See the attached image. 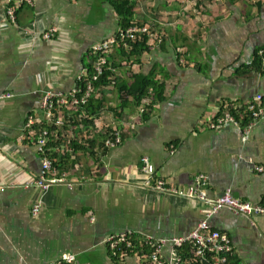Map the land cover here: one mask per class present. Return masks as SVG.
<instances>
[{
	"label": "crops",
	"instance_id": "0c3cea01",
	"mask_svg": "<svg viewBox=\"0 0 264 264\" xmlns=\"http://www.w3.org/2000/svg\"><path fill=\"white\" fill-rule=\"evenodd\" d=\"M128 1L134 25L155 36L137 55L127 57L118 45L107 53L113 75L96 89L103 98L96 125L119 127L122 142L98 153L93 147L96 156L79 148L63 160L71 186L42 190L32 185L41 154L23 137L26 117L39 112L43 92L73 87L91 64L93 46L119 31V16L110 0H31L16 7L11 22L10 0H0V92L13 94L0 102V264H44L65 253L75 255L72 264H146L134 254L112 258L105 238L190 232L207 205L141 186L144 157L168 185H192L203 173L210 198L230 188L239 199L264 203V119L250 121L245 141L241 125L207 127L230 104L264 94V74L252 66L264 52V0ZM50 27L52 37L43 38ZM133 73H153L164 85L146 117L133 101L118 115L110 109L119 102L117 84ZM85 133L62 129L61 142L82 145ZM208 221L232 240L228 264H264V215L221 209Z\"/></svg>",
	"mask_w": 264,
	"mask_h": 264
},
{
	"label": "built area",
	"instance_id": "2783aa9c",
	"mask_svg": "<svg viewBox=\"0 0 264 264\" xmlns=\"http://www.w3.org/2000/svg\"><path fill=\"white\" fill-rule=\"evenodd\" d=\"M23 2L31 3V0H14L7 6V15L11 22L15 21V9ZM55 31L54 27L48 28L42 33V37L50 39ZM149 32L147 26L132 25L125 29H120L116 35H113L92 48L93 59L88 68H84L76 77L73 87L66 93L45 91L38 100L39 112L29 114L26 117L23 126V137L31 139L39 153L41 154L40 171L33 184L42 190H47L53 184L66 183V170L59 172L53 166L52 159L45 153V147L49 142H57L55 148L60 152L66 148L68 143L61 142V130L69 129L70 122L76 120L74 113L80 111L79 116H85L83 107L89 99L96 93L97 87L94 85L103 75L104 71L110 69L107 60V53L118 44L119 40L136 39L142 34ZM259 54L263 57L264 52L260 50ZM264 60V57H263ZM13 94L9 91L0 92V102L9 99ZM148 99L142 100V105L147 103ZM142 105L138 109V115L142 116L145 108ZM250 115V121L264 119V94L258 93L245 104H233L220 112L211 121H208L207 127L217 129L226 123L241 125L243 129V141L247 139L250 121L243 124L242 118ZM77 127L73 128V132ZM87 139L95 142V152H101L104 148H111L122 142V131L119 127L105 126L100 130L96 125V117L87 127ZM60 134V135H59ZM148 158L144 157L139 173L143 176L141 186L156 190L163 194H174L191 199L198 200L207 205L203 211L204 217L197 223L196 227L183 236H173L170 238L156 237L152 234H134L131 231H125L117 234L108 235L104 244L109 255L112 258L120 259L126 255L134 254L146 264H228L229 258L234 253V247L231 238L223 231L213 228L208 219L221 209H228L235 214L245 216L264 215V203H252L235 197L230 188H227L222 194L210 198L206 192L208 178L205 174L199 173L194 176L193 184L179 187L168 185L165 180L156 178L149 171ZM263 170L262 167L258 168ZM26 184L25 186H28ZM39 207L32 208V214H37ZM169 247L168 255L163 254V248ZM189 251V257H183V251ZM75 261V255L65 253L61 259L45 262L44 264H72Z\"/></svg>",
	"mask_w": 264,
	"mask_h": 264
},
{
	"label": "trees",
	"instance_id": "16d2710c",
	"mask_svg": "<svg viewBox=\"0 0 264 264\" xmlns=\"http://www.w3.org/2000/svg\"><path fill=\"white\" fill-rule=\"evenodd\" d=\"M112 5L114 6L116 13L119 16V25L120 29H125L129 26L134 25L132 22L133 18V6L130 4L128 0H110ZM155 36L154 34H152ZM149 34H142L136 39L126 38L122 41L119 40L117 47L122 51H126V56L129 55H137L144 51H147L149 48ZM115 45V46H116ZM124 53V52H123ZM264 57V56H263ZM263 57L259 54H255V58L253 60L252 66L255 67L261 74H264V60ZM113 72L110 69L104 71L103 75L99 78V80L94 84L96 87L100 85H107L112 79ZM164 85L161 81L157 80L153 73L144 75L142 73H133L130 75V80L121 82L117 84V97H118V105L114 108H110L114 111L115 114L118 115L117 111H122L123 108L129 106L130 102L133 101L138 109L142 105V100L144 98L148 99V102L143 104L145 111L143 113V117L148 115L152 105L154 102L163 99ZM103 106V98L98 97V93H95L92 98L89 99L88 103L83 107L85 116H79L80 111H76L74 116H76V120L70 122V132L73 131L74 127H80L81 130L84 129L85 137L83 138L84 143L81 145L78 140L71 139L68 144H66V148H64L61 152L56 150L55 148L58 146L59 140L57 142H49L45 147L46 155L52 159L53 166L57 168V170H63V160L65 157L74 158V153L81 147H87L90 152H93L96 156V153L93 151L94 141L87 139L86 135H88L87 127L90 122L93 121V118L99 117L100 112L102 111ZM231 106V104H230ZM229 106V107H230ZM120 115V113H119ZM251 116H244L242 118L243 124L250 121ZM60 135V134H59ZM92 148V150H91ZM74 165V161H73ZM72 165V166H73ZM189 257V251H183V257ZM229 261V260H228Z\"/></svg>",
	"mask_w": 264,
	"mask_h": 264
},
{
	"label": "bare ground",
	"instance_id": "6f19581e",
	"mask_svg": "<svg viewBox=\"0 0 264 264\" xmlns=\"http://www.w3.org/2000/svg\"><path fill=\"white\" fill-rule=\"evenodd\" d=\"M13 1H14V0H10L9 4H11ZM26 3H27V2H26ZM29 4H30V3H29ZM20 5H21V4H20ZM147 34H149V37H152V36H153L150 30H149V32H148ZM113 47H114V46H113Z\"/></svg>",
	"mask_w": 264,
	"mask_h": 264
},
{
	"label": "rangeland",
	"instance_id": "374dc122",
	"mask_svg": "<svg viewBox=\"0 0 264 264\" xmlns=\"http://www.w3.org/2000/svg\"><path fill=\"white\" fill-rule=\"evenodd\" d=\"M133 123V122H132Z\"/></svg>",
	"mask_w": 264,
	"mask_h": 264
}]
</instances>
